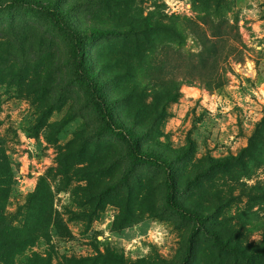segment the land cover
Here are the masks:
<instances>
[{"label":"rangeland","instance_id":"374dc122","mask_svg":"<svg viewBox=\"0 0 264 264\" xmlns=\"http://www.w3.org/2000/svg\"><path fill=\"white\" fill-rule=\"evenodd\" d=\"M5 1L0 151L13 183L3 214L25 239L14 264L32 254L47 264H264L223 253L202 235L186 258L191 223L164 208L160 170L130 166L123 144L100 133L88 94L73 81L70 40L35 9ZM60 2L73 26L119 32L86 42L82 60L105 77L104 93L120 99L115 117L141 109L144 148L187 151L176 162L177 201L208 211V228L246 249L264 242V0ZM188 21L230 25L236 53L225 63L224 86L208 92L184 81L175 101L156 105L161 87L144 70L161 59L184 67L198 53ZM222 159L225 167L209 169Z\"/></svg>","mask_w":264,"mask_h":264},{"label":"trees","instance_id":"16d2710c","mask_svg":"<svg viewBox=\"0 0 264 264\" xmlns=\"http://www.w3.org/2000/svg\"><path fill=\"white\" fill-rule=\"evenodd\" d=\"M5 3L11 8L35 9L47 17L53 26L70 40L69 64L74 75L73 81L88 94V102L100 120V133L112 135L123 144L130 166L145 165L160 170L164 175L165 184L164 208L178 218L191 223V230L186 242V258L191 256L198 236L202 235L219 251L242 261L252 263L258 259H264V242L252 249H246L238 242L232 241L229 235L221 236L219 232L210 230L208 228L210 223L208 211L188 207L177 201L174 180L176 162L182 161L187 156L186 150H177L173 155H168L144 148L140 143L144 139L141 130L144 119L139 113L141 109L122 119L113 115L111 106L116 105L120 99L109 98L104 93L105 77L100 78L87 70L82 60V52L86 42L101 37L116 36L119 32L109 27L73 26L68 20L70 9L68 6L61 5L60 0H6ZM187 23V29L199 49L198 53L189 57L184 67H174L169 61L161 59L157 62V67L144 70L150 73V82L161 87L160 93H154L152 98L156 105L164 106L166 103L175 101L178 88L184 81L197 82L208 92L219 90L224 86L225 63L236 53V46L234 48L228 46L230 25L225 22H211L204 29L189 21ZM237 40L236 37L234 45ZM153 109L157 111L158 108L153 105ZM257 144L250 142L249 145L251 147ZM228 163V159L216 160L210 163L209 169H219ZM9 164V159L3 151H0V264H14V257L23 253L25 244V239L23 240L19 236L18 230L8 225L3 214L13 183ZM189 182L190 180L187 179L186 183ZM24 264L47 263L32 254Z\"/></svg>","mask_w":264,"mask_h":264}]
</instances>
